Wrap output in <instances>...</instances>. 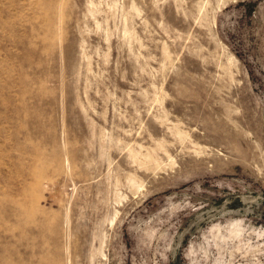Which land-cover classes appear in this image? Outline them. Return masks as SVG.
I'll use <instances>...</instances> for the list:
<instances>
[{"label": "rangeland", "instance_id": "1", "mask_svg": "<svg viewBox=\"0 0 264 264\" xmlns=\"http://www.w3.org/2000/svg\"><path fill=\"white\" fill-rule=\"evenodd\" d=\"M0 264H264V0H0Z\"/></svg>", "mask_w": 264, "mask_h": 264}]
</instances>
